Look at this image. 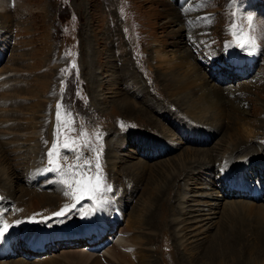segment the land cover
<instances>
[{
	"label": "rangeland",
	"instance_id": "rangeland-1",
	"mask_svg": "<svg viewBox=\"0 0 264 264\" xmlns=\"http://www.w3.org/2000/svg\"><path fill=\"white\" fill-rule=\"evenodd\" d=\"M17 1L19 0H0V49L2 50L0 97L10 101V105L7 103L5 107H0V110H3L8 118L16 119L15 121H19L17 116L32 111L30 118L34 121L33 125L42 131V137H39L41 138L39 158L44 169L37 175L36 181H28V169L25 164L26 168L22 167L20 174L17 172L19 179L18 177L13 179L14 187L11 195L6 194L5 189L8 190V185L0 178V221L7 222L14 229L22 227L18 233H15L12 242H7L10 248L0 249V263L16 264L18 261H25L26 264H45L46 258L43 256L59 254L61 256L57 255V257L63 259V254L67 253L70 256L67 263L75 264L72 254L90 250L88 244L91 241L90 236L86 235L79 240L75 237L71 238V235L64 239H56L54 233L106 224L107 214L112 211L113 214L109 215V219L110 222L114 221L112 225L115 236L110 237V232L103 238L95 240L100 244L103 242L106 244L109 236V247L123 243L121 233L126 225L125 221L139 208L151 189L157 187V180H162L160 167L167 161L177 165V158L184 154L187 147L180 140V132L172 126L171 116H165L163 123L165 127H170L172 133L170 136L161 137L162 135L155 129L139 124L141 120L138 115H129L119 106L123 98L129 97L132 107L143 106L147 109L149 107V110L151 107L156 118H160L163 109L173 114L177 111L178 104L168 95L169 90L166 92L164 90L167 89L168 83L160 78L161 74L158 70L160 68H157L159 63L154 58L155 47L163 54L166 53L162 57L165 60L168 59L167 56H173L188 48L193 54L192 61L200 63L202 73L206 74L208 80L212 81V84L222 86L220 88L224 93L223 102H227L228 93L234 91L232 99L236 102L233 106L236 108L240 107L239 104H243L246 118H251V123L254 124L250 128L254 130L259 126L261 129L257 136L254 135L255 140L253 137L249 141V145L255 149L247 159L252 164L264 163V138H262L264 135V0H22L23 4ZM172 15L177 17L170 19ZM185 15L191 16L193 20H187ZM248 16L252 17L251 23L246 19ZM4 17L9 18L10 22ZM233 25H236L237 31L242 27L244 32L255 40L254 48L242 50L236 46V37L232 34ZM17 26L25 27L26 34L20 33ZM179 27L183 29V37H179L176 32ZM23 34H25L24 38H22ZM189 35L193 36V39L188 38ZM237 54L241 58L244 57L239 59V62L235 59ZM245 57L251 60H246ZM236 64L243 71L242 73ZM101 76L104 78L108 76L112 80L102 84L98 80ZM19 99L26 101L27 109L22 108L20 111L16 106ZM157 104L161 106V110L156 108ZM58 105L61 106L59 121L57 120ZM225 112L228 115L232 113L230 109H226ZM69 120L73 123L67 124ZM230 120L225 118L226 123L232 122ZM185 122L192 126L197 124L193 120ZM102 125L103 128L98 130ZM203 129L204 131L200 133L219 132L209 136L201 135L200 139L206 141L204 143H189L199 149H213L219 141H223L228 123L221 130L215 128L208 130L206 126ZM81 130L87 135L82 136ZM65 137L68 138L75 152L63 147ZM116 138H125L126 143L122 145L123 149H119L117 161L113 163L115 157L110 149ZM154 139L161 143L162 139H165L163 144L169 145L170 152L160 154L158 148L146 156L134 142L140 140L155 142ZM173 139L181 141L178 149L171 146ZM72 141L76 143H71ZM54 143L58 146V159L62 169L87 162L93 166L88 175H95L94 166L99 153L101 175L106 185H110L113 189L112 192L106 193L108 197L106 196L104 205L110 208L107 214L101 210L102 206H97L92 200L84 198L65 216L53 217L54 213L65 206L71 207L76 203L70 196L66 197L63 194L65 186L59 183L60 176L57 172L51 171L52 165L48 164L47 154ZM88 144L93 149L90 152L86 147L81 148V145ZM256 147H261L262 150L258 151ZM30 155V153L25 154L27 160L32 158ZM77 155L86 157V160H77ZM53 159L57 157L53 156ZM143 164H147L150 170L140 172ZM234 167L236 169L241 166L234 163ZM214 172L213 175L217 174L216 167ZM12 173L11 170L9 174ZM254 173L256 172L253 170ZM187 175L185 173L179 178L181 188L177 187L174 194L183 189L188 180ZM45 176L48 179L42 182L41 178ZM225 180L226 183L231 182L229 176L224 177V182ZM197 181L199 184L202 182L199 177ZM259 181L255 178L249 179L250 185L244 181L250 188L251 185L253 186L252 189L257 193V196H253V200L256 201H260L264 196V182L260 181L261 184L258 185ZM26 182L36 183L34 189L36 193L40 191L51 195L59 192V196L63 198L61 203H53L49 210V215L53 218L47 219L46 223L33 222V218L38 219L44 216L43 214L47 215L42 206L35 204L30 206L28 199L25 204L24 199L20 200L21 194H24L22 190L28 187ZM196 182H191L193 191H196L195 188L199 185ZM45 183L49 188L43 187ZM260 188L263 190L261 195L258 194ZM174 194L172 204L177 209L178 197L174 198ZM120 198H123V207L119 205ZM192 205L188 207L191 211L186 216L188 218H192L193 213H199L193 212ZM157 212L155 211L154 214ZM243 215L245 214L239 210L233 217L234 221H238L235 223L240 224L239 221L242 223ZM171 220L172 216L169 218V221ZM219 220L220 218L217 222ZM25 224L35 228L25 229ZM37 224H45L46 230L51 229L53 238L48 239L45 246L48 250H52V253L33 252L29 249L28 241L31 239L32 243L36 242L34 238L40 234L35 233L41 232ZM216 224L214 223L210 229V236L215 234ZM8 231L10 227L6 232ZM135 231L143 244L140 245L142 248L151 250L159 245L148 244L146 241L148 233L160 232L157 229L142 224V228ZM93 232L96 233V227ZM173 234V232L166 233L167 248L162 247L156 254L159 264H168L167 258L176 256L175 248L178 252L181 250L179 254L186 261L194 259L203 252L207 238L191 243L188 249H184L173 240ZM98 237L99 235L95 236ZM261 237L258 238L256 249L251 252L241 250L243 254L236 253L235 259L226 255L221 259L224 261L222 264H264V236ZM6 239L5 236L1 240ZM250 240L256 241L254 235ZM37 247L45 251L44 245Z\"/></svg>",
	"mask_w": 264,
	"mask_h": 264
},
{
	"label": "bare ground",
	"instance_id": "bare-ground-1",
	"mask_svg": "<svg viewBox=\"0 0 264 264\" xmlns=\"http://www.w3.org/2000/svg\"><path fill=\"white\" fill-rule=\"evenodd\" d=\"M17 3L23 4V1L19 0ZM185 16L187 20H193L191 16ZM176 17L172 15L170 19H175ZM4 18L10 22L9 18ZM6 26L8 27L9 25ZM17 30L20 33L26 34L27 32L25 27L17 26ZM182 30L183 29L179 27L176 31L179 37H183ZM188 32L189 34H192L191 31ZM25 34H23L22 38H24ZM188 38L193 39V36L189 35ZM190 42L191 40H189V43ZM154 50V58L156 59V62L159 63L157 68H160L158 69L161 74L160 78L166 82V84L168 83L167 89L164 88V90L165 92L166 90H169L167 91L169 93L168 95L172 96L171 98H173L175 103L178 104L179 107L177 106V111L173 114L163 109L164 111L160 118H156L154 116L155 112L151 107V111L149 110V107L148 109L143 106L140 108L132 107L129 102V97L123 98V100L120 101L121 105L119 106L123 111L129 113V115H138L140 118L139 120H141L140 122L138 121L139 124H142L147 128L155 129L156 132L162 135L161 137L165 135L170 136L172 133L170 127H165V124L163 123L165 116H171L170 119L173 122L172 126H174L175 130L180 132V140L187 145L186 151L177 158V165L167 161L165 165L160 167L162 180H157V187L151 189L139 208L130 215V218L127 221H125L126 225L122 228L123 233H121L123 243H117L112 247H109V236L111 237L115 232L114 226L112 225L114 221L110 222L109 219V215H112L113 211L107 214L110 208L105 206V203H103L101 210L107 214L106 224L93 226V228L88 229L85 226L79 230H70L67 232L57 231L54 233V238L56 239H64L71 235V238L75 237L79 240L86 237V235L90 236L89 239L92 240L88 242L90 250L88 249L87 251L72 254L71 257L76 261L75 264H159L156 254L159 253L162 247L165 246L167 248L168 239L166 233L168 232L174 233L173 240L181 247H184V249H188V245L191 243L193 244L196 241L198 242V240L200 241L201 239L207 238L206 245L202 250L203 252L196 255L194 259L187 261L184 260L179 254L181 250L178 252V249L175 248L176 256L174 258L169 256L167 258L169 259L168 264H214L215 262L222 264L224 261L221 259H224L223 257L226 255H230V257L233 256L235 259L236 253L238 255L241 253L243 254V251L241 250L247 252L253 251L257 248L258 238L264 236V196H262L260 201L253 200V196H257V193L252 189V185L251 188L247 186V184L250 185L248 180L252 178L260 180L262 183L264 182V163L252 164L249 159H247V156L252 154L255 149H252L253 147L249 145V141L254 135L257 136L260 133V127L258 126L257 129L254 130L250 128L254 126V124L251 123V118H246L247 114H245L246 111H243V104H239L240 107L238 106L236 108L233 106L236 102L232 99V95L235 94L233 90L228 93L227 102H223L224 93L220 88L222 86L216 85L215 83L212 84V81L208 80L206 74L202 73L201 66H199L200 63L192 61L193 54L188 48H185L180 53H176L170 57L166 55L168 57L167 60L162 58L166 53L163 54L157 47H155ZM1 54L2 50L0 49V56ZM243 58L238 54L235 56V59L238 62L239 59ZM245 58L246 60H251V58ZM237 64L236 67L238 68ZM160 70L163 71L161 72ZM238 70L240 69L238 68ZM241 71L242 70H240V72ZM106 77L104 78L101 76L98 80L102 82V84H107L112 78L108 76ZM7 103L10 105L8 99L0 97V107H5ZM239 103L241 102L239 101ZM16 106L20 111L22 108L27 109V104L24 99H19ZM160 107L159 104L156 105V108L159 110H161ZM226 109H230L232 113H230V115L226 114ZM16 112H18V110H16ZM30 114H32V111H27L22 116H17L19 122L15 121L16 119L12 120L11 118H8L4 111L0 110V178L6 185H8V190L5 189V192L9 195L13 194V179L14 177H18L17 179H19L17 172L19 173L22 167L26 168L27 165L28 181H36L37 175L40 172L42 173L44 169V166H41L42 162L39 158V149L41 147V138L39 137H42V131L33 125L34 121L31 120ZM225 118L228 120L231 119L230 121L232 122H230L231 124L227 122L228 129L225 132V135H223V141H219L213 149H199L191 146L190 143L201 144L206 142L200 139L201 135L209 136L219 132L212 131V134L200 133L204 131V126H206L208 130L212 128H215V130H221L223 126H227ZM190 120L196 121L197 124L194 126L187 125L185 121L190 122ZM102 128L103 125L101 128H98V130ZM262 138H264V135ZM154 140L155 142L152 140H140L134 142L137 143L136 147L146 156L147 154H152V152L158 150V148H160V154H164L170 150L168 148L169 145L163 144L165 143V139H162V143L157 139ZM253 140H255V137ZM171 142L172 144H169L177 147V149L181 145V141L179 140L174 141L173 139ZM125 143V138H116L114 140L110 149L115 157L113 163L117 161L116 157L119 154V149H123L122 145ZM257 148L258 151L262 150L261 147H256V149ZM26 153H30L32 158L27 160L25 156ZM234 163H237L238 166L241 167L235 169ZM215 167L217 174L213 175ZM10 169L13 171L12 175L9 174L11 171ZM148 170H150V168L147 164H143V168L140 169V172L144 173ZM168 170H170V172ZM253 170L256 173L253 174ZM185 173L188 174V180L185 183V186L181 191L174 194L177 187L181 188L178 180L180 177H183ZM226 176H229L231 182L229 181L226 183V180L224 182V177ZM198 177L202 180L200 183L201 185L197 181ZM44 179L48 178L46 176L41 178L42 182ZM193 181H197L196 183L199 184L196 186L197 188H195L196 191L192 190L191 182ZM244 181L247 182V184H245ZM260 181L258 185L261 184ZM46 183L43 185L45 189L49 188ZM27 185V189L24 188V190H22L24 194H21L20 200L24 199L23 202L25 204L28 199L30 206H34V204L42 206L43 211L47 214H43L44 216L38 219L34 218V220H44L50 217L49 210L52 208L53 203H61L63 200V198L59 196V192L51 195L43 194V192L40 191L36 193L34 192V189H36V183L31 184V182H29ZM248 189H250L249 192ZM46 191L44 190V192ZM262 192L263 190L260 188L258 194L261 195ZM17 193L20 194V192ZM173 194L174 198L175 196L178 197L177 209L176 207H173L172 204ZM105 195L107 196V194ZM118 202L120 203V207H123V198L118 199ZM191 205L194 208L193 212L196 211L199 213H193L194 215L192 218H188L186 216L191 213L188 207H191ZM239 210L242 214L246 215V217L243 215V221L242 223L239 221L240 224L235 223L238 221L233 220V217ZM155 211L158 212L154 214ZM219 215L220 220L217 222ZM171 216L172 220L169 221ZM214 223H217V230L214 235L210 236V229L213 227ZM26 224L25 229L33 230L35 228ZM142 224L160 231L157 234L148 233L149 236L146 240L148 244H159L155 249H144L140 246L143 244L140 242L139 236H137L135 230L141 229ZM2 226L3 224L0 222V227ZM37 227L41 232L35 233L40 235L35 237L34 241H36L37 245L43 246L45 244L44 242L53 238L52 231L51 229L46 230L45 224H37ZM94 227H96V233L93 232ZM20 229H22V227L17 229L10 227V231L5 234L7 239L5 241L0 239V249H4L5 247L10 248L8 247L9 245L7 242H12L15 233H18ZM43 230L45 231L43 232ZM110 232L111 234L107 236L108 241L106 244L104 242L100 244L95 240L103 238ZM97 235H99V237L95 238ZM253 235L254 238H256V241L250 240V237ZM80 242L81 241H79V244ZM50 252L52 253L53 251L48 250L46 251V254ZM66 254L67 253L63 254V259L57 257L59 254L47 255L43 256V258H46L45 264H68L67 259L70 256ZM204 256L207 257L204 258ZM201 258L202 260H200ZM16 261H18V259ZM0 264L13 263L4 262ZM16 264H26V262L18 261Z\"/></svg>",
	"mask_w": 264,
	"mask_h": 264
},
{
	"label": "snow or ice",
	"instance_id": "snow-or-ice-1",
	"mask_svg": "<svg viewBox=\"0 0 264 264\" xmlns=\"http://www.w3.org/2000/svg\"><path fill=\"white\" fill-rule=\"evenodd\" d=\"M246 19L251 23L252 17L248 16ZM236 25H233L232 34L236 37V46L240 47L242 50H248L249 48L255 47V40L248 34H246L242 27L239 30H235ZM73 67L75 65L73 64ZM57 120L61 119V106H57ZM70 115V114H69ZM67 124L73 123V121L69 120L66 122ZM74 130V129H73ZM81 135L85 136L83 130H81ZM99 135L97 134V139H99ZM71 143H76V141H72ZM65 149H69L75 152V149L71 148L70 143L68 142V138L65 137V143L63 145ZM87 148L90 152L93 149L91 148L90 144L88 145H81V148ZM48 164L52 165L51 171L57 172L60 176L59 183L65 186L64 195L66 197H71L76 203L73 204L71 207L65 206L60 211L53 214V217H63L68 212H70L73 208H75L76 204H79L81 200L84 198H88L93 201L94 204L97 206H102L103 203L106 202V193H110L113 191L110 185H106L104 177L101 175V164L99 163V153L96 156V164H95V175H88L89 172L92 171L93 166L90 163H84L83 165L77 164L70 166L67 169H62L59 163V150L57 144H53L52 149L48 152ZM53 156H56L57 159H53ZM77 160L85 159L86 157H80L77 155ZM83 169V171H82ZM53 217H48L43 221H35L33 218V222H47V219H52ZM2 222V221H0ZM19 223V221H17ZM3 226L0 227V239L5 237L6 231L11 227L6 222H2Z\"/></svg>",
	"mask_w": 264,
	"mask_h": 264
}]
</instances>
